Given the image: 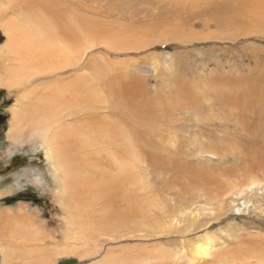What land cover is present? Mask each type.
I'll use <instances>...</instances> for the list:
<instances>
[{"label":"rangeland","instance_id":"obj_1","mask_svg":"<svg viewBox=\"0 0 264 264\" xmlns=\"http://www.w3.org/2000/svg\"><path fill=\"white\" fill-rule=\"evenodd\" d=\"M259 1L260 8L256 0H85L80 4L93 19L94 41L83 60L53 67L51 74L36 72L32 80L16 74L12 85L0 76V214H13L16 229L15 235H0V264H40L48 257L52 264H264V0ZM9 4L0 6L3 22L15 17ZM13 28L9 33L0 26V60L9 65L15 56L3 54L9 35L17 36L15 47H23L21 30ZM90 65L98 82L106 79L96 73L103 65L107 77L137 79L140 99L150 106L141 110L136 127L147 132L140 125L145 115L160 121L148 134L164 146L161 167L128 153L120 182L112 154L102 160L104 152H94L85 171L75 165L80 159L68 140L78 141V132L57 124L70 123L71 110L89 108L65 82L69 75L92 74ZM45 91L61 106L40 98ZM224 91L239 101L221 102L217 95ZM186 94L192 99L185 100ZM23 109L16 124L14 111ZM96 136L83 138L85 145L98 143ZM209 140L222 152L209 153ZM105 175L122 185L129 200L119 203L128 207L122 215L110 211L98 193Z\"/></svg>","mask_w":264,"mask_h":264},{"label":"bare ground","instance_id":"obj_2","mask_svg":"<svg viewBox=\"0 0 264 264\" xmlns=\"http://www.w3.org/2000/svg\"><path fill=\"white\" fill-rule=\"evenodd\" d=\"M4 1H7V0H0V6L4 4ZM70 1L71 0H9L10 8L13 11V13L15 14V17H13L12 19H9L6 22H3L0 19V26L4 27L5 30L8 32L11 31L10 29L12 28V26L17 28V29H20L21 34L19 33L18 39L23 42L22 43L23 47H18L19 45L17 47H15V45H16L15 39L17 38V36L14 34L9 35V39H8L9 42H7L8 43L7 45L5 44V46H7V48L4 49L3 54L7 50H9L10 52L14 53L15 56H14V59L10 65L6 64V62L4 61V59H6V58H3L2 60H0V69H1L0 76L1 75L4 76V77L2 76V81H5L9 85H12L10 82L15 81V79L17 78V76L15 77L16 74L17 75H19V73L24 74L23 77L26 76V78L28 77L27 79H30L29 77H34L35 76L34 73H36V72L37 73L39 72V74H49V73L51 74L53 72V69H52L53 67H58V68L64 67V68H66L65 66H71V65H73V63L76 64V62L78 63V61L83 60L85 53H86V49H88V47H92V44L94 41L93 40L94 33L91 29V26L93 25V21H92L93 19L91 18L90 14H88V15H87V13L85 14L84 12L86 9L81 7L82 4H80V3L84 2L85 0L84 1L83 0L82 1L81 0H74V1H72V4L70 3ZM93 1L96 2L98 0H93ZM77 2H79V3H77ZM75 4H77V5H75ZM256 4H257V8H260L262 6V3L259 0H256ZM87 6H86V8H87ZM90 7H92V6H90ZM25 8H27V9H25ZM88 8H89V6H88ZM3 14H6V13L0 12V17H2ZM10 17H12V16H10ZM1 22H3V23H1ZM15 28H13V29L15 30ZM22 35H29L28 37L32 39L33 43L26 42V40L23 38ZM34 36H38V37H34ZM114 40H116V39H114ZM123 46L126 47L125 45H123ZM119 47H121V45ZM16 50H19V51L21 50L20 54H18L17 53L18 51L16 52ZM1 54H2V52H1ZM2 57H4V56H2ZM24 58H26V59H24ZM14 61H17V62L15 63ZM103 66H102V69L99 68L100 70L99 69L97 70L96 73H98V76L97 75L96 76L98 77V79H100V78L101 79L106 78V79L101 80L99 82L97 81L96 78L93 79L94 78L93 74L95 73V70H93L94 66L92 67L91 65L89 66V68L85 67L86 70H89V71L93 70V71H91L92 74H90V75H80V74L79 75L78 74L69 75L72 78L68 82H65V85L67 84V86L71 87L74 90L75 94L77 93V96H80L82 98V100H81L82 103H83V101L87 102L89 104V108H83L82 107V109H79L80 107L79 108L77 107L79 110L74 109L75 111H73V112L71 110L70 111L71 114H68L69 116L67 115L68 118L71 119L70 123H66L63 125L62 124L63 121H62L61 124H57V126H62V128L63 127L70 128L72 135H75V133L77 135V132H78V141L76 139L77 138L76 136H73V137H71L72 139L68 140V142L70 143V145H69L70 149L72 150V153H73L72 155L76 159H78V158L80 159V163L77 160V161H75V163H76L75 165L79 166L80 169L84 168V171H85L86 167H88V165L93 163V162L89 163L88 160L93 157L94 152H95V154L97 153L99 155V154H101V151H103L104 153L102 155H100L103 157V158L101 157L102 160L106 159L104 154H110V155L112 154V156H115V159H114L115 164H116V166H118V172L115 174L118 176V178H119L118 180H120V182H122V180L125 179L124 172H126V169L124 170V162H125L124 158H125V155H128V153L129 154H135L137 152V154L139 153L138 154L139 156L141 154L144 157H147L148 161H149L148 167L149 166H151V167L154 166L156 168L161 167V160L159 159V152H160L159 150H164V146L156 144V142L160 139L155 140V138H153L152 136L149 137L151 134L150 135L148 134L151 131L152 132L155 131V129H156L155 127H157V125H154V124L156 122H160V121L159 120L154 121V119H152V121L144 120L145 116H147V115H145L141 121L142 124H140V125H141V128L145 129L147 132L145 134H143L140 130H138L137 127H139L138 126V124L140 123L139 120H141V116L139 115V113L141 114L142 109H148L150 105H148L145 98L142 97L140 99V95L137 92V90H138V87L136 85L137 79L134 81L133 80L125 81L123 79H125L126 75H123V73H116L114 76H110V74H109L107 77V74L109 72H107V71L104 72V68L106 65L104 66V68H103ZM96 67H98V66H96ZM96 67H95V69H96ZM70 68H72V67H70ZM45 69H47L48 71L44 73ZM101 70H103V71H101ZM113 70H114V68H113ZM40 71H42V72H40ZM2 72H4V73H2ZM91 75L93 78H91ZM8 76H11V78H8V79L5 78ZM32 79H30V80H32ZM91 79H92V81H91ZM19 80H21V79H19ZM64 81L61 78H59L57 81L58 83H56V84H58V86L61 85L64 87L65 86V85H63ZM27 83H28V81H27ZM3 85L6 86L5 83ZM94 85L98 86L97 89L94 88ZM99 86H101V87H99ZM49 88H50V86L48 87V89ZM71 88H66V89H71ZM42 91H43V89H42ZM48 93H46V91H45L40 96V98H43L45 96V98H46L45 101L47 102V104L51 103L52 101H57V100L60 101L58 98L56 100L54 98V96H50L51 94H48ZM70 94L72 95V93H70ZM227 94H225V91L222 93H219L218 95L216 94L218 97L217 99L221 100V102L222 101L223 102H231V103H235V104L239 101V99L236 98V96L235 97H226ZM229 94H231V93H229ZM246 95H248V94H246ZM186 96L188 98H186L185 100L190 99L187 94H186ZM227 96H229V95H227ZM183 98H185V97H183ZM239 98H240V96H239ZM42 100H44V99H42ZM58 101L56 102V104L57 103L59 104ZM63 101H65V97H64ZM70 101L73 102L74 98H73V100H70ZM67 102H69V100L66 101V103ZM87 103H86V106H87ZM69 104H70V102L68 103V105ZM79 105H80V103H78V106ZM64 106L65 105H63L62 107H64ZM243 106H244V104H243ZM51 107H52V105H51ZM66 107H64V108H66ZM125 107H127V109H125ZM238 107H239V105H238ZM49 108H50V105H49ZM49 110H51V109H49ZM66 110H68V109H66ZM100 111H105L107 113V115L102 116L100 114ZM151 112H152V107H151ZM14 113H15L16 124H19L22 121V118H24V116H23L24 115V109L19 110V111H14ZM84 114H86V116L81 117V115H84ZM51 115H54L53 112ZM56 115L57 114H55V116ZM65 115H66V113H65ZM62 116H63V114H62ZM50 117L48 116L49 119H50ZM150 118H152V117L150 116ZM57 119L61 120L60 118H57ZM172 120H174V119H172ZM128 123H129L128 128H130L128 130H130L131 132H133L135 134L134 136H131L129 134L131 136V138L129 137V135H127L128 133H127L126 126H125ZM162 124H164V122ZM93 126L95 127V129H96V127L98 129L97 130L91 129V127H93ZM72 128L75 130V132ZM76 130H77V132H76ZM148 130H150V131H148ZM65 131H67V130H65ZM92 132L95 135H97L96 137L98 138L97 139L98 143H94V144L87 143V145H85V143L87 142V141H85L86 139H88V141H90V134ZM68 134H70V133H68ZM93 136H92V138H93ZM73 138L76 140H73ZM83 138H85V140H83ZM79 139H81V141H79ZM209 142H210V144H209ZM209 142L207 143V145L205 147V148H207L209 153L214 154V155H218V153L222 152V150L219 147H217V145L215 144V141L213 142V141L209 140ZM94 147H96V148H94ZM54 150H55V148H54ZM176 163L177 162H175V164ZM179 167H181V166L179 165ZM105 170L106 169L101 170V171L104 174H111V172L109 173V171H107V170L105 171ZM81 172L79 171V174H81ZM199 172H200V170H199ZM250 175H252V174L250 173ZM79 177L80 176H78L76 180H78V184L80 185L81 182L79 183ZM252 178H254V177H252ZM89 179H91V178H89ZM55 180H56V178H55ZM101 180H102L101 183L103 184V187L101 189L102 192L99 191L98 193H100V195L104 198V201L107 203V205L111 206V207H109L111 209L110 211H115L114 213H117L115 215H118V216L127 212L128 207H126V209H125V207H121V205L119 204L125 200L127 203L129 202V200L126 196V193L124 192V190L122 188V185L116 184L117 180L113 179L109 175H105L104 178ZM86 182L89 183V180H87ZM97 183H98V181H97ZM84 184L85 183L81 184V186ZM89 186H90V184H89ZM94 190H93V192H94ZM208 190H210V189H208ZM97 197H99V196L97 195ZM106 203H104V204H106ZM112 207H114V208L116 207V209L117 208L118 209L117 210L112 209ZM108 211H109V209H108ZM111 213L108 214V216L113 215V212H111ZM10 215H13V214H10ZM9 216L4 215L3 213L0 214V219L4 220L3 222H0V235L1 236L15 235L16 234L14 232L16 229L14 231H12L13 228L11 226L13 223H11L12 222L11 220H13V219H9L10 218ZM15 216H17V215H15ZM7 219H9V220H7ZM14 225H16V224H14ZM7 233H9V234H7ZM48 236H47V238H48ZM45 237H46V235H45ZM45 240H46V238H45ZM38 250H40V249H38ZM42 250H44V248H42ZM34 259H35V256H34ZM48 261H50L49 257L47 258V260L45 262H44V260H42L40 264H43V263L44 264H52V262H48Z\"/></svg>","mask_w":264,"mask_h":264},{"label":"crops","instance_id":"obj_3","mask_svg":"<svg viewBox=\"0 0 264 264\" xmlns=\"http://www.w3.org/2000/svg\"><path fill=\"white\" fill-rule=\"evenodd\" d=\"M62 255L66 256V257H72L73 256V255H69V254H66V253H63Z\"/></svg>","mask_w":264,"mask_h":264}]
</instances>
